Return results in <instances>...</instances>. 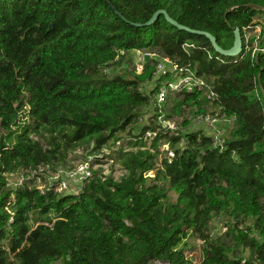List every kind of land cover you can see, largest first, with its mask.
Wrapping results in <instances>:
<instances>
[{"label": "trees", "instance_id": "16d2710c", "mask_svg": "<svg viewBox=\"0 0 264 264\" xmlns=\"http://www.w3.org/2000/svg\"><path fill=\"white\" fill-rule=\"evenodd\" d=\"M160 9L226 49L239 27L243 49L222 55L164 14L136 25ZM263 14L264 0H0V264H264V28L254 56L245 37ZM142 49L197 64L236 118L223 149L204 131L162 127L158 116L201 112L209 100L180 92L157 106L159 59L145 57L138 72L132 54ZM123 62L132 69L116 73ZM91 141L127 175H96L77 194L8 185L7 174L59 163ZM167 142L175 155L158 164ZM223 214L226 232L210 237ZM189 235L206 243L197 263L186 257Z\"/></svg>", "mask_w": 264, "mask_h": 264}, {"label": "built area", "instance_id": "2783aa9c", "mask_svg": "<svg viewBox=\"0 0 264 264\" xmlns=\"http://www.w3.org/2000/svg\"><path fill=\"white\" fill-rule=\"evenodd\" d=\"M251 29H246V44L247 49H252V54L257 51L254 50L253 47L250 46V43L247 40V32ZM193 46V44L185 43L184 47ZM261 50V47L259 51ZM153 54V55H152ZM158 58L157 62V71H156V80L160 79L157 84V92L155 93V102L157 106L160 108L162 105L170 98V96L175 95L180 92H195L200 91L208 98L209 103L205 106H214L216 109L220 110L223 114H225L222 110L223 105L219 101V95L216 90L213 88L208 81L198 73L197 64H185L181 65L174 60H172L168 56H162L160 52L157 50L146 52L145 57L147 56ZM143 59V61H144ZM143 61L141 65L143 66ZM143 69V67H142ZM142 71V70H141ZM256 94L258 95V91L256 90ZM204 106V107H205ZM192 108V107H191ZM197 111L199 109L195 108ZM162 112V110H160ZM202 112V111H201ZM151 115V114H150ZM149 115V117H150ZM226 115V114H225ZM174 117V116H173ZM165 118V114L158 116V121L170 133L175 135H179L180 132L179 127L175 122V118ZM234 117V116H229ZM149 119V118H148ZM236 120V118L234 117ZM210 120L211 119H208ZM156 135V132L148 131L146 134V139L150 138V140ZM213 137V147L224 148L225 144L217 143V138L214 136L215 134H207ZM185 140L182 138L181 145L185 144ZM166 144V143H162ZM121 145V141L117 142V146ZM87 146L88 148L82 149L81 147ZM73 150L75 151H88V155L83 160H78L72 163V166H68V168H64L63 166H54L53 163L40 164L35 168L23 169L17 172H12L7 174L8 176V185L10 186H18L27 180H32L33 184L44 193L47 190L53 189L57 193L61 194H77L82 188L90 181V179L94 178L96 175L101 177L102 179H106L111 176L116 181H120L123 176L127 175L128 170L123 167L118 161H116L114 157V153H112V149L108 146H104L102 148H97L96 144L91 141L84 145L77 146ZM71 150V151H73ZM70 151V152H71ZM168 157L171 158L175 155L174 149H168L167 153ZM64 168V169H63ZM23 171L22 178L20 182L16 184H11V176L13 177L15 174ZM123 172L120 177H117L118 172ZM154 171V170H153ZM151 172V171H150ZM149 172V173H150ZM149 175V174H148ZM188 251V250H186ZM186 257L188 258V254L186 252ZM190 260V258H188ZM192 261V260H191ZM193 263H197L192 261ZM150 264H169L167 262H163L161 260H154Z\"/></svg>", "mask_w": 264, "mask_h": 264}, {"label": "rangeland", "instance_id": "374dc122", "mask_svg": "<svg viewBox=\"0 0 264 264\" xmlns=\"http://www.w3.org/2000/svg\"><path fill=\"white\" fill-rule=\"evenodd\" d=\"M256 25L251 27V29L247 32V40L250 43V46L254 48L255 51H259L260 49V37L262 34V30L264 28V14L260 16V18L255 20ZM147 50H136L133 52V64L136 66V69L138 72H142V61L144 59V56L146 54ZM153 52V51H152ZM153 55V54H152ZM132 63L128 64L127 62H123V64L117 66L114 71L116 73L124 72L125 70L129 71L132 69ZM154 83L153 82H148L147 84L144 85V89L146 91H149L151 88L153 89ZM196 107L192 108H187L185 112L182 115H174L173 118H175V122L177 126L179 127L180 132H186L190 130H201L204 131L206 134H215L217 138V143L224 144L228 141L230 138V132L234 127L235 119L234 117H229L225 114H223L220 110L216 109L214 106H205L203 108V111H197L195 109ZM150 107H145L144 108V115H145V120L147 121L149 118V115L151 114L150 112ZM28 111H26L27 113ZM211 119L210 120H207ZM182 134V133H181ZM82 149L88 148L87 146L81 147ZM172 149L171 145L169 142H167L165 145L162 144L161 146V151L163 152L159 156V161L158 164L161 163L162 159L164 156H168V149ZM73 150V149H72ZM71 151V150H70ZM66 153V157L62 159L59 163L56 162L54 166H59L60 167H66L72 166L73 162H76L78 160H83L85 157L89 154L88 151H71V152ZM87 158V157H86ZM249 161V160H248ZM233 166L238 165V158L235 160L233 159ZM63 168V169H64ZM239 170V168H238ZM245 172V171H244ZM123 172H118L117 177H120ZM23 171L20 173L15 174L13 177L11 176V184H16L20 182V179L22 178ZM149 176H155V170L151 171L149 173ZM170 200L172 202H175L177 200V193L172 190L170 191ZM230 220L229 216L227 215H218L216 216L211 224V231H210V237L216 238L218 236L223 235L226 230V222ZM248 223H252L249 221ZM240 228H245L246 224H240ZM188 242V258L190 260L198 262L204 255V246H205V240H202L200 238L193 237L192 235H189L188 238L186 239ZM248 254V252H246ZM53 264H65L63 259H59L55 261Z\"/></svg>", "mask_w": 264, "mask_h": 264}, {"label": "water", "instance_id": "95a60500", "mask_svg": "<svg viewBox=\"0 0 264 264\" xmlns=\"http://www.w3.org/2000/svg\"><path fill=\"white\" fill-rule=\"evenodd\" d=\"M161 14H164L166 19H167V21L170 22L171 24L177 26L179 29L187 30V31H190V32H193V33H198V34L207 36L210 39L211 44H212L213 48L216 50V52H218V53H220L222 55H225V56H236L243 49V38H242L241 30H240L239 27H235L234 30H233V32H234V43H233V45L230 48L226 49V48H223L222 46H220L218 44L217 38L214 35H212L211 33L207 32V31L191 29L190 27L179 23L178 21L173 19L169 15V13L166 10H164V9H160V10L156 11L154 13V15L151 17V19L149 21H147L146 23H136V25L137 26L151 25V24H153L154 22H156L158 20V18H159V16ZM148 57H149V55L147 56V58Z\"/></svg>", "mask_w": 264, "mask_h": 264}]
</instances>
